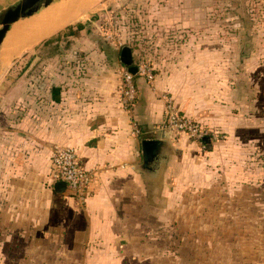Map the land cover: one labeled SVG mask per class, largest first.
Wrapping results in <instances>:
<instances>
[{"label":"crops","instance_id":"crops-1","mask_svg":"<svg viewBox=\"0 0 264 264\" xmlns=\"http://www.w3.org/2000/svg\"><path fill=\"white\" fill-rule=\"evenodd\" d=\"M13 1L0 0V9ZM62 1L12 27L1 49L6 67L80 21L86 10L43 34L46 13ZM189 16L177 21L182 30L193 22ZM76 53L74 63L45 62L42 76L15 79L9 91L0 81V264H177L163 247L167 233L177 247L179 224H146V213H161L165 191L177 182V150L197 151L198 145L174 134L151 139L168 141L172 154L146 181L137 170L146 138L134 127L146 132L161 123L166 90L135 75L129 114L120 104L123 65L114 61L120 52L95 44L77 46ZM175 106L208 130L214 125L208 107L195 101ZM55 148L72 149L93 175L82 207L49 186ZM183 227L185 264H264V224Z\"/></svg>","mask_w":264,"mask_h":264},{"label":"rangeland","instance_id":"rangeland-1","mask_svg":"<svg viewBox=\"0 0 264 264\" xmlns=\"http://www.w3.org/2000/svg\"><path fill=\"white\" fill-rule=\"evenodd\" d=\"M84 1L80 28L18 56L0 73L2 91L42 76L45 62L70 63L77 46L130 48L166 101H195L214 122L210 151L177 150V182L161 213H146V224H179L177 247L167 233L163 253L185 264L184 224H264V0ZM187 14L193 22L182 30L177 21Z\"/></svg>","mask_w":264,"mask_h":264},{"label":"built area","instance_id":"built-area-1","mask_svg":"<svg viewBox=\"0 0 264 264\" xmlns=\"http://www.w3.org/2000/svg\"><path fill=\"white\" fill-rule=\"evenodd\" d=\"M136 75L151 83L153 77L150 68L146 64H140ZM133 75L127 70L120 71V104L123 110L131 114L135 105L136 86ZM136 136L143 135L146 139H162L167 134L184 136L200 147H204L203 140L209 138L214 141L213 132L203 127L198 121H194L178 111L172 100L165 102L162 122L146 132L134 127ZM92 173L83 169L75 152L70 148H55L50 159V188L56 182H64L66 188L73 192V199L82 207L88 196V188L92 181Z\"/></svg>","mask_w":264,"mask_h":264},{"label":"water","instance_id":"water-1","mask_svg":"<svg viewBox=\"0 0 264 264\" xmlns=\"http://www.w3.org/2000/svg\"><path fill=\"white\" fill-rule=\"evenodd\" d=\"M56 0H14L4 8L0 9V56L4 40L12 27L18 22L31 17L41 9L47 8ZM120 63L126 68L127 72L133 76L137 73V68L133 65L132 52L128 47H123L119 55ZM6 64L0 61V73L5 69ZM207 149L211 148L209 138L203 140ZM141 164L137 170L143 174L144 179L148 181V177L158 162L165 163L167 157L172 154L170 144L166 140L144 139L140 144ZM52 190L56 194L73 197V192L66 188L64 182H56L52 186Z\"/></svg>","mask_w":264,"mask_h":264},{"label":"bare ground","instance_id":"bare-ground-1","mask_svg":"<svg viewBox=\"0 0 264 264\" xmlns=\"http://www.w3.org/2000/svg\"><path fill=\"white\" fill-rule=\"evenodd\" d=\"M86 8L87 4H85L84 0L62 1L57 10L46 13V24L43 28V34H49L50 32L55 31L56 29L71 23L72 21H75L77 16L80 15L81 12L85 11ZM40 12H38L36 15H38ZM24 27L21 28L20 32L15 35L14 39L19 37V34L23 31Z\"/></svg>","mask_w":264,"mask_h":264},{"label":"trees","instance_id":"trees-1","mask_svg":"<svg viewBox=\"0 0 264 264\" xmlns=\"http://www.w3.org/2000/svg\"><path fill=\"white\" fill-rule=\"evenodd\" d=\"M80 25H81L80 22H77V23H75L74 25H72V26H68L67 28H65V30H63V32H64V31H70V30L73 29V27H75V26H77V27L80 28ZM60 34H61V33L57 34V36L60 35ZM57 36H56V37H57ZM210 144H211V143H210ZM204 149H205V151H210L211 148H210V149H207L206 146H204Z\"/></svg>","mask_w":264,"mask_h":264}]
</instances>
